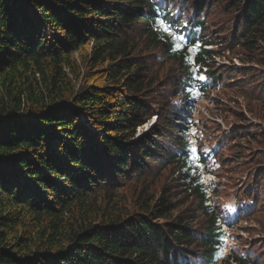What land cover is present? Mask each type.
Instances as JSON below:
<instances>
[{
	"label": "trees",
	"instance_id": "16d2710c",
	"mask_svg": "<svg viewBox=\"0 0 264 264\" xmlns=\"http://www.w3.org/2000/svg\"><path fill=\"white\" fill-rule=\"evenodd\" d=\"M184 2L0 0V264L217 261L218 214L176 178L191 152L175 122L192 99L188 54L152 24L182 9L190 43L240 54L228 71L200 48L216 89L264 67V0ZM217 7L233 21L211 37Z\"/></svg>",
	"mask_w": 264,
	"mask_h": 264
},
{
	"label": "rangeland",
	"instance_id": "374dc122",
	"mask_svg": "<svg viewBox=\"0 0 264 264\" xmlns=\"http://www.w3.org/2000/svg\"><path fill=\"white\" fill-rule=\"evenodd\" d=\"M180 1L185 3V0ZM207 12V21L212 24L211 27L208 26L210 36L219 37L218 25L224 21L232 22L233 16L218 7L208 9ZM233 32L232 29L230 36ZM221 48L222 45L216 48L217 58L213 63L228 71L232 69V65H242L240 54L221 51ZM255 69L258 71L254 73L259 76L243 78L237 72L227 74L224 85L215 90L208 101L200 99L194 110L187 112L185 116L188 120L201 119L200 124L206 130L205 144L221 148L218 153L220 165L213 175L214 181L207 184L215 191L214 202L225 204L234 199L254 200L255 212L244 218L243 223L234 225L229 231L230 236L227 232L224 254L229 256L232 253V256L248 260L251 264H264V82L261 79L264 67ZM253 79L258 81L252 82ZM155 121L156 116H153L138 130V135L149 131ZM187 126L190 131L195 132L189 124ZM165 173L154 185L157 190L165 182L172 180L168 171ZM176 178L180 181L177 176ZM201 178L206 183L204 172ZM131 189L132 186L126 188V191H132ZM218 264L239 263L228 260Z\"/></svg>",
	"mask_w": 264,
	"mask_h": 264
},
{
	"label": "snow or ice",
	"instance_id": "6c2138e0",
	"mask_svg": "<svg viewBox=\"0 0 264 264\" xmlns=\"http://www.w3.org/2000/svg\"><path fill=\"white\" fill-rule=\"evenodd\" d=\"M173 26L174 25L172 23L169 24V28H171ZM174 39L179 40V41H184V40H186V37L183 36V35H177V36L174 37ZM178 47H179V45H177V48ZM199 78L200 79H205V77H203V76H200ZM196 94H198V92ZM190 151L194 154L193 158H195V159L199 158L197 155H195L197 153V149L195 147H190ZM228 210L229 211H233V212L235 211V209L232 208L231 206H229ZM221 255H223V250L222 249H221Z\"/></svg>",
	"mask_w": 264,
	"mask_h": 264
},
{
	"label": "bare ground",
	"instance_id": "6f19581e",
	"mask_svg": "<svg viewBox=\"0 0 264 264\" xmlns=\"http://www.w3.org/2000/svg\"><path fill=\"white\" fill-rule=\"evenodd\" d=\"M256 41V40H255Z\"/></svg>",
	"mask_w": 264,
	"mask_h": 264
}]
</instances>
